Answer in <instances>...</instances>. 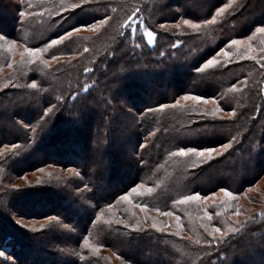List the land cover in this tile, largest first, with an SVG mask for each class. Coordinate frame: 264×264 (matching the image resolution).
Here are the masks:
<instances>
[{"label": "trees", "instance_id": "1", "mask_svg": "<svg viewBox=\"0 0 264 264\" xmlns=\"http://www.w3.org/2000/svg\"><path fill=\"white\" fill-rule=\"evenodd\" d=\"M77 3L0 0V264H264V205L232 222L223 203L178 202L239 195L264 175V0ZM73 28L85 31L39 59L25 51ZM180 147L222 154L193 165ZM48 167L80 176L14 185ZM151 211L180 224L164 229ZM48 216L68 227L42 229Z\"/></svg>", "mask_w": 264, "mask_h": 264}, {"label": "snow or ice", "instance_id": "2", "mask_svg": "<svg viewBox=\"0 0 264 264\" xmlns=\"http://www.w3.org/2000/svg\"><path fill=\"white\" fill-rule=\"evenodd\" d=\"M88 3H89V0H79V3L72 5V7L73 8H80V7H82V6H84V5L88 4ZM227 7H228V5H225V8H227ZM225 8L218 9L217 10V14L219 15L220 13H223L225 11ZM29 14L30 13H25V12H21L20 13L21 17H24V16L29 15ZM132 19L133 18L130 16L128 18V21L130 22ZM215 20H216V16H213L212 17V22H215ZM100 23L103 24V23H105V21L101 20ZM183 23L184 24H190L193 29H199L200 28V24L192 23V21H190V20H184ZM204 23L207 24V23H209V21L208 20H204ZM85 26H88V25H85ZM160 27L164 28V25H161ZM73 31L79 32L80 29L79 28H73L71 31L65 32L64 35H60L57 39H52L50 44H46L45 45L44 49H41V48H38V47H36V48H26L25 51L29 54L30 57H33L35 59H39V53H41L42 51L46 50L49 47H52L53 45H58V44L62 43L63 41H65L66 38H70L72 36V32ZM257 31L264 33V27L258 28ZM152 37H153V33L149 32L148 33L149 43L152 42ZM5 39H6V36L0 35V40H5ZM249 39H251V37H249ZM241 43H243V42L240 41V40L233 39L231 41L232 45H238V44H241ZM16 44H17L16 40H12L10 42V46L11 47H15ZM250 48H251V46L249 45V49ZM162 55H163V53H162ZM223 55H224V57H228L229 53L228 52H223ZM53 59H56V57H53ZM41 63L44 64V65H48V61L47 60H43V61H41ZM216 63H217V60H216L215 57H213L212 59L207 60V62L204 64L203 68H208L210 66H213ZM9 66L11 67V65H9ZM203 68H197V71H203ZM84 70L85 71H89V69H87V68H85ZM31 87L32 88H36L37 87L36 83L33 82L31 84ZM184 98L188 99L189 97L186 96ZM191 98L194 99V100L203 99L202 96H193ZM176 103L179 104V101H177ZM52 110L53 109L49 108V109L45 110L44 114L47 115ZM228 115H230V116L231 115H235V113L234 112L233 113H229ZM33 131H35V129H33ZM232 139H235V137H233ZM231 146H232L231 143L222 144L221 148L224 151H227L229 148H231ZM213 153H216L217 156L222 154L220 149H217V148H214V147H203V148L180 147L179 150H178V155H180V156H188L190 154L192 157H195L196 159L192 161L193 165H195L197 163L204 164V163L212 160L214 158L213 157ZM41 171H43V169H41ZM69 171L72 174H74L75 176H80V172L76 171L75 169H70ZM85 187H87V186H85ZM77 191H79V189H77ZM135 191H136V188H132V192H135ZM149 191H151V189H149ZM221 191L224 192L225 196H232L233 195L232 192L227 191L226 189L222 188ZM120 199L127 200L128 199V195L122 196V197H120ZM198 199H201V197H200L199 193H196L195 195H185L178 202L183 204V203H187L189 201H194V200H198ZM204 199H207V197H205ZM166 214L167 215H172L171 212L166 213ZM237 214H239V209H237ZM97 219H99V217H97ZM17 223H21V221L18 220ZM23 226L24 227H28L27 224H24ZM46 226H50L52 228H56V227L67 228L68 227V225L61 223V221H60L58 216H48L47 219L44 221V223L41 224V228L43 229ZM232 231H235V230H232ZM214 232L215 233H221V229L220 228H215ZM225 235H227V234L226 233H221V236H225ZM196 243L199 244L200 241H196ZM84 244L88 245V240L86 238L84 239ZM4 255L5 254L3 252H0V257H3Z\"/></svg>", "mask_w": 264, "mask_h": 264}, {"label": "rangeland", "instance_id": "3", "mask_svg": "<svg viewBox=\"0 0 264 264\" xmlns=\"http://www.w3.org/2000/svg\"><path fill=\"white\" fill-rule=\"evenodd\" d=\"M81 31H85V29H80ZM148 33L147 37H148ZM262 33V32H261ZM263 34V33H262ZM149 39V38H148ZM153 41V37H152ZM248 42H251L252 39L247 40ZM243 43H246L244 41ZM241 43V44H243ZM256 47L255 49L262 47L264 50V37L259 38V41L255 44ZM8 49L12 50L13 47L10 46V43L8 44ZM197 102L202 103L204 106L209 105L213 103L212 101H207L205 99L197 100ZM62 171L63 173H69V170H59V168H54V167H48L46 169H43V171H39L37 173H30L25 175L24 177L18 178L14 185L19 186V185H26V184H32L34 182H37L41 177L49 174V171ZM69 174H72L71 172ZM79 177V176H76ZM233 194V193H232ZM201 199H199L202 203V205H207L208 203H223L225 204V210L223 212V216L225 219V216H229L227 218L229 221L232 222H238L241 221L248 213H251L255 211L256 209H259L264 205V175L251 187L247 188L244 192H242L239 195L233 194L232 196H225L224 192L216 193L210 197H207V199H204L205 197L200 196ZM45 205V204H43ZM237 209H239V214H237ZM149 217H151V220L163 227L164 229L172 230V227L175 224H180V220L178 217L172 216V215H167L162 212H156V211H151L149 212ZM21 223L28 224V223H34V222H28L25 220H21ZM9 247L8 246H1L0 247V252H3L5 255L3 257L7 258L8 257V252H9ZM109 253V252H108ZM112 257L116 260L115 256L112 255ZM119 261H122L119 259ZM123 263L121 264H130L127 262L122 261Z\"/></svg>", "mask_w": 264, "mask_h": 264}]
</instances>
